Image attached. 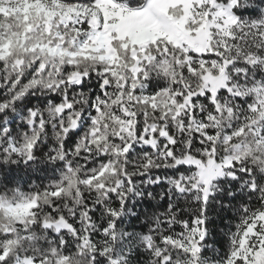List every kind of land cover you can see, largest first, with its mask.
Listing matches in <instances>:
<instances>
[{
    "label": "snow or ice",
    "instance_id": "1",
    "mask_svg": "<svg viewBox=\"0 0 264 264\" xmlns=\"http://www.w3.org/2000/svg\"><path fill=\"white\" fill-rule=\"evenodd\" d=\"M0 264H264V0H0Z\"/></svg>",
    "mask_w": 264,
    "mask_h": 264
},
{
    "label": "trees",
    "instance_id": "2",
    "mask_svg": "<svg viewBox=\"0 0 264 264\" xmlns=\"http://www.w3.org/2000/svg\"><path fill=\"white\" fill-rule=\"evenodd\" d=\"M254 7L257 6V5H253Z\"/></svg>",
    "mask_w": 264,
    "mask_h": 264
}]
</instances>
